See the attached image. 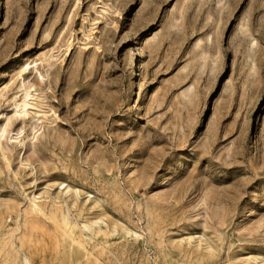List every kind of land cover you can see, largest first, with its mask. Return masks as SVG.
Wrapping results in <instances>:
<instances>
[{
    "label": "rangeland",
    "instance_id": "rangeland-1",
    "mask_svg": "<svg viewBox=\"0 0 264 264\" xmlns=\"http://www.w3.org/2000/svg\"><path fill=\"white\" fill-rule=\"evenodd\" d=\"M0 264H264V0H0Z\"/></svg>",
    "mask_w": 264,
    "mask_h": 264
},
{
    "label": "bare ground",
    "instance_id": "bare-ground-1",
    "mask_svg": "<svg viewBox=\"0 0 264 264\" xmlns=\"http://www.w3.org/2000/svg\"><path fill=\"white\" fill-rule=\"evenodd\" d=\"M24 89H25V88H24ZM25 91H26V92H25ZM25 91H24V92H25V93H24V100H22L21 103L19 102V104H17L18 106H16L17 108L19 107V108L22 110V112L26 109L25 107H26L28 104H30L29 101H28V102L26 101V99L30 96V93H29V91L27 90V88H26ZM30 98H31V96H30ZM30 98H29V99H30ZM21 110H20V111H21ZM24 113H25V111H24ZM24 113H23V114H24ZM25 115H26V114H25Z\"/></svg>",
    "mask_w": 264,
    "mask_h": 264
}]
</instances>
